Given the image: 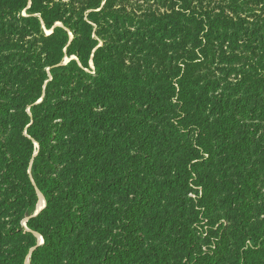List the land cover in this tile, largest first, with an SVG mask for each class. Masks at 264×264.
<instances>
[{
  "label": "trees",
  "instance_id": "16d2710c",
  "mask_svg": "<svg viewBox=\"0 0 264 264\" xmlns=\"http://www.w3.org/2000/svg\"><path fill=\"white\" fill-rule=\"evenodd\" d=\"M212 65L234 74L228 88ZM3 104L16 114L0 131V264H264L248 162L252 147L264 173V0H0ZM61 138L76 161H61ZM167 140L172 154L151 160ZM120 141L113 174L96 178ZM209 156L232 178L197 170ZM214 196L227 223L205 229ZM160 200L145 241L130 217ZM88 206L99 220L81 217Z\"/></svg>",
  "mask_w": 264,
  "mask_h": 264
},
{
  "label": "rangeland",
  "instance_id": "374dc122",
  "mask_svg": "<svg viewBox=\"0 0 264 264\" xmlns=\"http://www.w3.org/2000/svg\"><path fill=\"white\" fill-rule=\"evenodd\" d=\"M70 59H68L67 57L64 58L63 60V64H66ZM214 69V79L213 80H218L221 81L220 82V86L221 88H228L229 86H226L227 84H230V82L233 81L234 74L229 70V67H223V66H216V65H212L211 66V70ZM85 72L89 73V74H93L94 73V68L92 63L90 62L89 68L87 70H85ZM0 131L3 132V134H5V136L8 138L11 136L12 134V123L14 120V115L16 114L15 111L12 110L11 107H9L8 104H3L0 106ZM4 107V108H2ZM26 112H29V109L26 110ZM61 142V151L59 154H61V161L63 163H69L71 161H76V159L73 158V153H79V149H77L75 147L74 144H71L67 139L65 138H61L60 140ZM125 141H120L117 144H108L107 148L105 149V152L102 155V161L98 164L97 166V170H96V178L101 179L102 176L104 174L111 175L113 174L112 171V166H115L116 164H118L117 159L112 155L109 154L108 151L114 150V153L116 154L119 151H122L124 149V146L127 143H124ZM60 144V143H59ZM137 146V143H134ZM159 141H154L151 142V144H149V151H147L151 158V160H155L156 162H159V160L163 157H167L170 154H172V143L167 140L166 144H167V148L166 150H163L162 152H159V150L161 149V147L159 146ZM252 144H254L252 142ZM135 145H131L129 144L130 148L135 147ZM127 146V145H126ZM35 148L37 150L38 146L35 144ZM252 147H251V151L249 152V157H248V162L249 164L254 167L257 168L256 171H258V178L259 180L257 181V183H255L256 187L260 189L261 192L264 191V173L261 172L260 170V165H258L256 162L258 161V156L257 154H255L254 152H252ZM159 152V153H158ZM37 151H35L36 155ZM208 161L207 162H203L199 167H197V170L201 171V172H205V173H214L217 171H224L227 176H229L230 178H232V170L230 168H226V166L222 165L215 157H208L207 158ZM102 180V179H101ZM109 180H113L112 178L107 179V181ZM39 195L42 197L43 199V205L41 206L45 208V200L42 196L41 193L38 192V202H39ZM129 196L127 195V193H123L120 192L115 198H114V202L117 204V206L122 207L128 200ZM191 198V199H195L196 195L195 193H191V194H187L186 195V199ZM166 201V200H165ZM37 205L36 207L39 208V205ZM35 207V209H36ZM164 207V202L163 201H159V204L157 206L156 209L152 208V206H145L142 205L141 211H140V215H136V216H132L130 217V221L131 224L135 225L143 234V237L145 239V241L148 240V237L154 232L155 230V221L153 220L152 214L159 212V210H162V208ZM81 208L79 211L81 217L85 220L89 219L92 221H95L97 219L96 215L94 214L95 210L93 208H89L88 207H79ZM171 215H174V208L169 206ZM35 212V211H34ZM33 212V213H34ZM33 215V214H32ZM31 215V217H32ZM160 215V214H159ZM30 217V218H31ZM226 217L227 214L225 212H223V210L221 209V207L218 205V197L214 196L213 197V207L211 210H208L206 212V214L204 215H200V222L199 225L202 228H207V226L209 225H216L218 223H221L223 225H226L227 221H226ZM28 218L25 219L22 222V225L25 226V223L27 222ZM99 220V219H97ZM196 225H193V227H195ZM203 230V229H202ZM178 230L175 228L172 231V234H178ZM204 233V231H203ZM205 234V233H204ZM37 243L38 244H43L42 239L37 235ZM41 239V241H40ZM201 242V241H200ZM26 264H29V260H26Z\"/></svg>",
  "mask_w": 264,
  "mask_h": 264
},
{
  "label": "water",
  "instance_id": "95a60500",
  "mask_svg": "<svg viewBox=\"0 0 264 264\" xmlns=\"http://www.w3.org/2000/svg\"><path fill=\"white\" fill-rule=\"evenodd\" d=\"M43 209H44V207H42V208L36 207V209L34 210L35 212L33 213L32 217H36ZM37 245L40 246V245H42V243L37 244Z\"/></svg>",
  "mask_w": 264,
  "mask_h": 264
},
{
  "label": "bare ground",
  "instance_id": "6f19581e",
  "mask_svg": "<svg viewBox=\"0 0 264 264\" xmlns=\"http://www.w3.org/2000/svg\"><path fill=\"white\" fill-rule=\"evenodd\" d=\"M43 199H42V197L39 195V202H38V205H39V208H41V206L43 205ZM40 241H41V239H40Z\"/></svg>",
  "mask_w": 264,
  "mask_h": 264
}]
</instances>
